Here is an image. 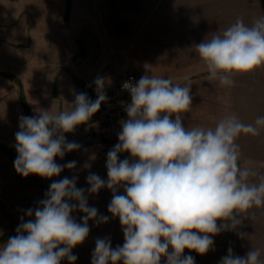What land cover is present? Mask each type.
Returning <instances> with one entry per match:
<instances>
[{
	"label": "clouds",
	"instance_id": "1",
	"mask_svg": "<svg viewBox=\"0 0 264 264\" xmlns=\"http://www.w3.org/2000/svg\"><path fill=\"white\" fill-rule=\"evenodd\" d=\"M195 49L207 79L233 87L235 76L264 68V15L251 24L237 18ZM145 68L136 83L124 84L131 103L125 106L128 119L121 122L119 142L107 153V180L89 172L87 190L77 187L75 175L53 180L38 206L25 211L29 219L21 217L16 234L0 246V264H61L64 259L75 264L78 257L72 250L89 235V221L98 225L109 220L89 206L86 195L103 188L112 192L107 210L119 219L124 243L113 248L110 238H97L91 264H195L192 255H184L185 249L207 254L214 248V236L236 231L242 218L255 214L250 210L264 207V175L240 166L237 142L241 135H260L264 116L244 123L230 115L214 128L185 127L192 83L180 85ZM106 82L102 76L92 82L95 100L73 88L74 102L66 108L19 117L14 145L18 174L51 179L76 169L77 161L58 164L55 158L82 148L65 134L87 123L109 99ZM121 153L131 159L121 160ZM121 187L125 194H117ZM76 211L84 214L80 222L73 216ZM219 264H264V258L259 248L244 256L229 248Z\"/></svg>",
	"mask_w": 264,
	"mask_h": 264
},
{
	"label": "rangeland",
	"instance_id": "2",
	"mask_svg": "<svg viewBox=\"0 0 264 264\" xmlns=\"http://www.w3.org/2000/svg\"><path fill=\"white\" fill-rule=\"evenodd\" d=\"M139 4H143L144 11H138ZM64 14L65 0H0V77H7L1 72L7 71L17 80L23 79L20 93L24 116L50 110L52 91L65 90L74 101L70 91L74 88L90 98L82 83L123 69L137 72L140 79L146 72L145 65L153 74L170 77L174 83H192L191 111L184 114L182 121L185 127L214 128L230 115L244 123H254L257 117L264 116V68L237 75L233 87H223L207 79L206 66L195 49V45L213 33H222L237 18L251 24L264 15V0H73L68 23L64 22ZM132 15L138 17L134 19ZM98 35L106 38L104 46ZM146 36L150 37L145 43ZM141 40L150 46L146 58L140 51ZM61 99L59 96L54 110L62 109ZM237 142L240 166L252 167L264 175V129L258 136L241 135ZM106 150L70 152L68 161H77V167L65 169L63 177L77 176V187L87 190L86 177L89 172L98 174L95 161L99 152ZM85 164L90 167H83ZM22 179L24 185L20 190L16 187L15 195L10 191L11 183L1 189L0 246L16 234L21 217L29 219L25 211L35 209L49 189V185L42 188L34 179ZM40 180L45 182L44 178ZM254 182L258 183L259 177ZM117 194H121L120 189ZM86 195L89 206L109 216V220L98 225L89 221V235L72 250L78 257L75 264H91L97 238H110L113 248L124 243L119 219L112 218L107 210L112 192L103 188ZM250 212L255 214L242 218L236 231L214 236V248L207 254H192L185 249L184 255H192L195 264H219L229 248L239 256L259 248L264 258V207ZM83 215L73 213L77 222ZM238 232L246 235L242 237ZM61 264L69 262L64 259Z\"/></svg>",
	"mask_w": 264,
	"mask_h": 264
},
{
	"label": "crops",
	"instance_id": "3",
	"mask_svg": "<svg viewBox=\"0 0 264 264\" xmlns=\"http://www.w3.org/2000/svg\"><path fill=\"white\" fill-rule=\"evenodd\" d=\"M142 5L143 4H139V6L137 8L138 11H142L143 9H145L142 7ZM137 17H138L137 15H132L131 18L136 19ZM152 34H153V32L150 34V36ZM150 36H146L144 38L145 40L143 39L145 41V43L147 42V40ZM99 37H100L101 44L104 46L106 38L103 39V37L101 35ZM143 40H141L139 45H140V51L142 52V54L145 55V58H146L149 56L148 53L150 50L149 49L150 46L148 47L143 42ZM1 72L2 73L5 72V75L7 77H0V194L4 193V192H1V189H3L2 187L7 185V183H11L13 186L11 187L10 191H11L12 195H15L16 187L20 190L19 187L24 185L23 181H22L23 180L22 175L18 174L14 168V160L16 159V156H17V152H16L15 147H14V145L16 143L15 133L17 131H19V117L21 115H23L22 114L23 97L20 93V86L22 88L24 85H23V79L21 77L18 78V80H17V78L14 77L9 72H7V71H1ZM136 74L138 76H140L137 72H136ZM94 79H95V77L90 79L87 82V84L82 83V85H84V87L88 88L89 84L91 82H93ZM74 82L75 81H73V83ZM76 84H80V83L77 81ZM76 84H75V87H76ZM89 95H90V93H89ZM59 96L62 97V99L60 100L61 105H62V109L67 107L66 103L74 102L69 97V95L66 94L65 90L60 91L58 89L57 93H56V91H55V93H53V91H52V96H50V97H51L52 103H53V110L55 107H57L56 105L58 103L55 104V102L58 100ZM91 99L94 100L93 98H91ZM54 111H58V110L56 109ZM118 142H119L118 139H116L113 142L109 143L107 148H106L107 150L104 152H99V157L96 158L95 166L97 167V173L100 177H102L105 180H107V169H106L107 153ZM80 152H85V151H80ZM119 158L121 160H123L125 158L131 159L129 153H121ZM68 160H69V153H66V155L64 156L63 159H60L59 157L55 158V162L58 164H65V163H67ZM64 171H62L60 176H58V177H53L51 179L44 178V180H45V182H47V184L44 181H41L40 180L41 177L37 176V175H29L26 178L34 179L37 182L39 181V185L42 188H45L47 185L50 186V184L52 183L53 180L62 179L64 176ZM5 174H7V175H5ZM120 191H121V194H125L123 187L120 188ZM19 193H20V191H19ZM3 202H4V200H3ZM0 212H1V210H0ZM192 254H193V252H192Z\"/></svg>",
	"mask_w": 264,
	"mask_h": 264
},
{
	"label": "built area",
	"instance_id": "4",
	"mask_svg": "<svg viewBox=\"0 0 264 264\" xmlns=\"http://www.w3.org/2000/svg\"><path fill=\"white\" fill-rule=\"evenodd\" d=\"M102 77H105L107 81L104 91L109 99L87 123L77 126L74 132L67 133L68 141H76L82 145L78 152L103 151L109 143L118 139V133L122 130L121 122L128 119L125 106L131 103V94L124 88V84L136 83L139 76L132 70L123 69ZM88 89L95 100L97 94L92 82Z\"/></svg>",
	"mask_w": 264,
	"mask_h": 264
},
{
	"label": "water",
	"instance_id": "5",
	"mask_svg": "<svg viewBox=\"0 0 264 264\" xmlns=\"http://www.w3.org/2000/svg\"><path fill=\"white\" fill-rule=\"evenodd\" d=\"M73 0H65L64 22L68 23L72 11Z\"/></svg>",
	"mask_w": 264,
	"mask_h": 264
},
{
	"label": "trees",
	"instance_id": "6",
	"mask_svg": "<svg viewBox=\"0 0 264 264\" xmlns=\"http://www.w3.org/2000/svg\"><path fill=\"white\" fill-rule=\"evenodd\" d=\"M88 92H89V89H88ZM90 97L92 98V96L90 95Z\"/></svg>",
	"mask_w": 264,
	"mask_h": 264
}]
</instances>
